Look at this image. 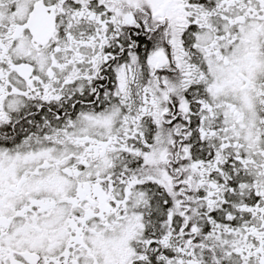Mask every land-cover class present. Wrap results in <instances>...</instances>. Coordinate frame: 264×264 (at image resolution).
Listing matches in <instances>:
<instances>
[{
    "label": "snow or ice",
    "instance_id": "obj_1",
    "mask_svg": "<svg viewBox=\"0 0 264 264\" xmlns=\"http://www.w3.org/2000/svg\"><path fill=\"white\" fill-rule=\"evenodd\" d=\"M0 264H264V0H0Z\"/></svg>",
    "mask_w": 264,
    "mask_h": 264
}]
</instances>
